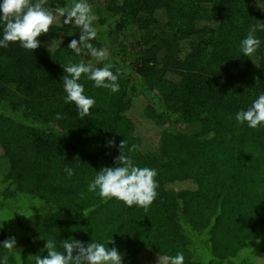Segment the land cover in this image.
Wrapping results in <instances>:
<instances>
[{"label": "trees", "instance_id": "16d2710c", "mask_svg": "<svg viewBox=\"0 0 264 264\" xmlns=\"http://www.w3.org/2000/svg\"><path fill=\"white\" fill-rule=\"evenodd\" d=\"M88 3L98 17L91 43L109 54L92 62L119 69L120 89L82 76L95 100L89 116L65 103L63 88V66L91 59L68 48L79 27L58 18L38 49L0 48V261L35 264L47 257V241L63 251V241L75 239L116 248L122 264H147V253H183L185 264H258L264 125L251 129L235 117L264 94V31L255 34L253 56L240 47L250 27L264 23V0ZM4 27L0 21V39ZM122 140L139 146L131 153L137 166L158 173L148 211L87 190L97 172L116 166ZM11 237L9 252L3 242Z\"/></svg>", "mask_w": 264, "mask_h": 264}, {"label": "clouds", "instance_id": "9594fccd", "mask_svg": "<svg viewBox=\"0 0 264 264\" xmlns=\"http://www.w3.org/2000/svg\"><path fill=\"white\" fill-rule=\"evenodd\" d=\"M48 0H3L0 4V21L5 24L3 38L0 39V48H7L10 43H19L25 50H36L40 45L39 37L47 34L58 18H63L64 24H74L80 28L79 40H71L68 48L78 56L86 55L91 59L86 63L83 59L79 63L64 65L65 75L63 88L66 92L65 103H74L81 119L91 114L90 110L95 105V100L85 95V88L80 83L82 76L93 81L97 88L109 89L118 92V74L111 71V64L104 67H95L93 60L100 62L108 59V51L94 47L91 41L97 38V28L94 22L98 17L94 14L88 0H73L67 7L59 4L55 8L47 7ZM264 31V23H257L250 27L249 32L241 41V51L244 56L251 57L260 48L261 41L256 37V32ZM59 119V114L57 116ZM239 124L247 123L251 129L264 125V94L253 102L246 111L241 110L236 114ZM115 147V139L108 142ZM138 145L128 146L126 140L119 144L120 155L115 159V167H104L97 172L95 178L88 184V192L97 193L105 201L113 198L122 201L128 207L134 205L148 211L157 198L158 175L155 169L139 167L135 164L131 153L138 149ZM79 160V158H77ZM65 172L70 178L74 170L65 167ZM81 193V197H84ZM86 217V215H84ZM113 239L107 240V245L114 244ZM16 240L11 237L3 242V248L13 251ZM63 251H58L54 241H47V257L36 256L35 264H122V256L116 248L106 247L104 243L93 241L85 246L81 241L71 239L62 243ZM0 264H9L7 255L3 256ZM157 264H185L183 253L175 256L157 255Z\"/></svg>", "mask_w": 264, "mask_h": 264}, {"label": "rangeland", "instance_id": "374dc122", "mask_svg": "<svg viewBox=\"0 0 264 264\" xmlns=\"http://www.w3.org/2000/svg\"><path fill=\"white\" fill-rule=\"evenodd\" d=\"M142 133L146 134L149 137L151 135V132L148 129L147 130H143ZM143 260L147 264H157V256L156 255H153V254L152 255L149 254V253L145 254L143 256ZM258 264H264V255L259 259Z\"/></svg>", "mask_w": 264, "mask_h": 264}]
</instances>
